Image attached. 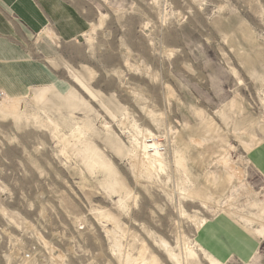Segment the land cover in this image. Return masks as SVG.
Instances as JSON below:
<instances>
[{"label":"rangeland","instance_id":"rangeland-1","mask_svg":"<svg viewBox=\"0 0 264 264\" xmlns=\"http://www.w3.org/2000/svg\"><path fill=\"white\" fill-rule=\"evenodd\" d=\"M68 1L53 80L0 90V264H224L222 212L260 240L228 264H264V0Z\"/></svg>","mask_w":264,"mask_h":264},{"label":"crops","instance_id":"crops-1","mask_svg":"<svg viewBox=\"0 0 264 264\" xmlns=\"http://www.w3.org/2000/svg\"><path fill=\"white\" fill-rule=\"evenodd\" d=\"M90 27L88 17L68 0H0V90L7 96H16L20 93L15 91L53 80L40 60L43 54H53L50 35L68 43L82 38ZM36 55L38 61L33 58ZM20 67L25 71H17ZM14 79L17 85L13 84ZM249 158L264 175V141L251 151ZM197 239L224 264L234 260L250 262L260 245L257 236L226 212L211 217L199 229Z\"/></svg>","mask_w":264,"mask_h":264},{"label":"bare ground","instance_id":"bare-ground-1","mask_svg":"<svg viewBox=\"0 0 264 264\" xmlns=\"http://www.w3.org/2000/svg\"><path fill=\"white\" fill-rule=\"evenodd\" d=\"M154 154H155V153H154ZM147 155H148V154H147ZM145 156H146V155H145ZM148 156H149V155H148ZM155 156H156V155H155ZM149 157H150V156H149ZM158 157H159V156H158ZM158 157H157V158H158ZM150 158L152 159V157H150ZM154 158H155V157H154ZM157 158H155V159H157ZM146 159H147V158H146ZM158 159H159V158H158ZM149 160H150V159H149ZM149 160H148V161H149ZM230 160H231V158L229 159V161H230ZM143 161H144V160H143ZM146 161H147V160H146ZM151 161H153V160H151ZM159 161H160V160H159ZM159 161H158V160H154L155 163H159ZM161 162H162V161H161ZM149 163H150V162H149ZM232 163H234V160H233V162L231 161V164H232ZM141 164H143V163H141ZM227 164H228V162H227ZM152 165H153V164H152ZM153 166H154V165H153ZM153 166H151V167L153 168ZM159 167H160V166H159ZM157 168H158V166H157ZM238 171H239V170H238ZM205 220H206V219H201V221L197 224V227H196V228L198 229V228H199V227L205 222ZM263 225H264V224H263ZM263 225H262V227H264ZM259 228H260V225H259ZM261 230H262V229H261ZM263 233H264V232H263ZM261 235H262V234H261ZM263 236H264V235H263ZM199 248H201V247L199 246ZM210 257H211V256H210ZM133 260H135V259H133ZM211 260H212V264H220V263H218L216 260H214V259H212V258H211ZM132 264H147V263H145V262H143V261H140V260H139V261L135 260V261H132ZM151 264H152V263H151Z\"/></svg>","mask_w":264,"mask_h":264},{"label":"built area","instance_id":"built-area-1","mask_svg":"<svg viewBox=\"0 0 264 264\" xmlns=\"http://www.w3.org/2000/svg\"><path fill=\"white\" fill-rule=\"evenodd\" d=\"M3 95V94H2Z\"/></svg>","mask_w":264,"mask_h":264}]
</instances>
